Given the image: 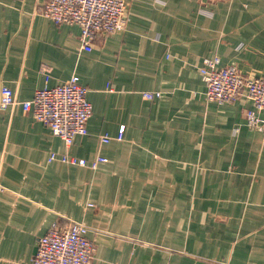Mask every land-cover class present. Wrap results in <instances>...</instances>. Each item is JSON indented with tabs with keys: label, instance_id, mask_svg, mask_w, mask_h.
<instances>
[{
	"label": "crops",
	"instance_id": "crops-1",
	"mask_svg": "<svg viewBox=\"0 0 264 264\" xmlns=\"http://www.w3.org/2000/svg\"><path fill=\"white\" fill-rule=\"evenodd\" d=\"M45 1L0 0V90L25 101L77 75L93 115L67 147L20 106L0 113V264H31L71 221L88 228L91 264H264V132L246 123L250 99L207 101L200 71L218 57L264 74V0H126V30L91 52Z\"/></svg>",
	"mask_w": 264,
	"mask_h": 264
},
{
	"label": "built area",
	"instance_id": "built-area-1",
	"mask_svg": "<svg viewBox=\"0 0 264 264\" xmlns=\"http://www.w3.org/2000/svg\"><path fill=\"white\" fill-rule=\"evenodd\" d=\"M214 4L221 0H204ZM126 0H46L42 16L56 24H75L81 29V50L91 52L98 39L124 32L129 20ZM206 85L205 98L218 104L232 103L242 97L254 103V109L246 112L249 128L264 132V74H245L234 65L222 66L220 59H206L200 68ZM48 82V81H47ZM88 88L73 75L61 85L50 87L48 83L35 91L30 100L20 101L7 85L0 90V113L13 106H20L33 119L49 128L62 139L67 147L76 139L89 134L88 124L93 115V105L88 99ZM161 92H143V98L153 101ZM124 127L119 131L122 139ZM111 137L103 135L102 144ZM61 162L96 170L107 158L97 156L93 160L77 157L69 152L49 155V162ZM88 228L71 221L66 225L53 223L48 233L38 243L31 264H91L94 247L87 238Z\"/></svg>",
	"mask_w": 264,
	"mask_h": 264
}]
</instances>
